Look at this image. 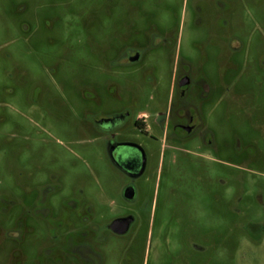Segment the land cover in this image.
<instances>
[{
  "label": "rangeland",
  "instance_id": "obj_1",
  "mask_svg": "<svg viewBox=\"0 0 264 264\" xmlns=\"http://www.w3.org/2000/svg\"><path fill=\"white\" fill-rule=\"evenodd\" d=\"M185 70L205 129L175 143L156 113ZM119 112L148 153L133 181L96 124ZM81 245L101 264H264V0H0V264H87Z\"/></svg>",
  "mask_w": 264,
  "mask_h": 264
},
{
  "label": "flooded vegetation",
  "instance_id": "obj_2",
  "mask_svg": "<svg viewBox=\"0 0 264 264\" xmlns=\"http://www.w3.org/2000/svg\"><path fill=\"white\" fill-rule=\"evenodd\" d=\"M143 50L141 49H128L124 54L123 58L125 62L123 63H137L143 57ZM192 80L188 70L179 76L173 85V89L177 88L178 96L177 99H172L171 107L175 109L174 115L168 114L167 111H158L156 113L157 117L160 118V126L164 130L167 139L169 136L172 142H189L197 134L201 133L200 130L205 129V119L201 113L200 107L196 104L195 98L192 95L191 88ZM207 96V95H206ZM204 96V98L206 97ZM175 100V101H174ZM130 113L119 112L116 114L105 115L96 120L97 127L108 139V152L110 159L114 166L120 169L126 176H128L131 181L140 177L144 174L148 165V153L146 149L137 142L130 140H125L119 138V130L125 125ZM149 114L142 112L138 115V120L136 125L144 133H149L147 124V119ZM171 147L175 148L174 145ZM128 187H133L135 191V196L131 199L125 196V190ZM124 189V196L128 200H134L137 195L136 187L129 183ZM125 219L119 225L113 227V222L118 219ZM114 219L109 228L117 234H125L131 231L133 224L136 222V217L131 214H125L118 216ZM77 253L81 256L82 263L87 264H101V255L99 252L94 250L88 245H81L77 249ZM52 249L47 248L45 251V256H51ZM41 254H38L33 260L34 264H60V259H42Z\"/></svg>",
  "mask_w": 264,
  "mask_h": 264
},
{
  "label": "water",
  "instance_id": "obj_3",
  "mask_svg": "<svg viewBox=\"0 0 264 264\" xmlns=\"http://www.w3.org/2000/svg\"><path fill=\"white\" fill-rule=\"evenodd\" d=\"M125 196L129 199L133 198L135 196V191H134V188L133 187H128L126 188L125 190ZM125 221L126 222V218L125 219H121V218H118L116 219L112 226L115 227L117 225H119L121 222Z\"/></svg>",
  "mask_w": 264,
  "mask_h": 264
}]
</instances>
